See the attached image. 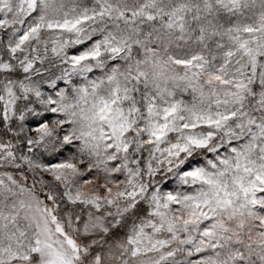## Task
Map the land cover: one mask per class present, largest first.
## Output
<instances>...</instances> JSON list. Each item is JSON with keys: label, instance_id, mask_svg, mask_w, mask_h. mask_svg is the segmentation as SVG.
Returning <instances> with one entry per match:
<instances>
[{"label": "snow or ice", "instance_id": "snow-or-ice-1", "mask_svg": "<svg viewBox=\"0 0 264 264\" xmlns=\"http://www.w3.org/2000/svg\"><path fill=\"white\" fill-rule=\"evenodd\" d=\"M0 264H264V0H0Z\"/></svg>", "mask_w": 264, "mask_h": 264}]
</instances>
